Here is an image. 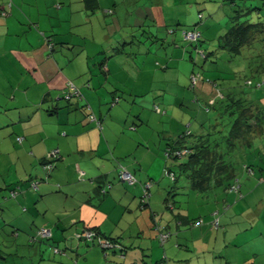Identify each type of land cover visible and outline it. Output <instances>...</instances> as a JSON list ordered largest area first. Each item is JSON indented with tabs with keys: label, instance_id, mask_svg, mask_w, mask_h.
Here are the masks:
<instances>
[{
	"label": "crops",
	"instance_id": "0c3cea01",
	"mask_svg": "<svg viewBox=\"0 0 264 264\" xmlns=\"http://www.w3.org/2000/svg\"><path fill=\"white\" fill-rule=\"evenodd\" d=\"M179 7L191 14L193 1L0 0V264H264L263 202L247 206L223 189L177 192L158 150L139 154L135 131L115 122L99 128L78 110L87 102L106 117L120 88L102 86L97 68L108 82L130 65L145 68L135 41L173 27ZM97 22L107 27L104 43ZM72 84L86 101L63 98ZM54 149L62 159L40 180ZM120 164L135 185L122 181ZM197 219L205 223L194 228ZM90 230L97 234L89 240Z\"/></svg>",
	"mask_w": 264,
	"mask_h": 264
},
{
	"label": "rangeland",
	"instance_id": "374dc122",
	"mask_svg": "<svg viewBox=\"0 0 264 264\" xmlns=\"http://www.w3.org/2000/svg\"><path fill=\"white\" fill-rule=\"evenodd\" d=\"M192 1L193 12L191 14L184 13L180 11L179 7L172 16L174 26L168 27L169 30L167 27L159 30L161 37L158 36L159 40L152 43V47V40H146L143 37L146 35L142 34L141 36L143 41L141 46L139 41H135L133 51L140 52L139 48L141 47L143 57H148L146 59L148 63L146 62L144 65L145 68L137 64L130 65L127 68L130 71L126 74L120 72L113 74L110 82L106 79L107 74H103L99 67L96 70L101 74L100 78L103 79L102 86L113 85L120 88L116 94L117 98L111 97L110 101H105H108L104 105L106 118L109 112L113 111V119H106V123H121L127 135L134 133L135 140H138L134 146L136 151L140 152L139 154L144 153L146 147L156 152L158 150V153L164 158V177L167 184H170V181L173 182L166 170L172 164V159L168 158L165 152L166 145L190 130L198 132L203 123L206 126L216 123L218 113L216 108L223 105L221 103L224 99L223 96L232 92L236 94L244 91L249 93V96L257 104L264 107V83L260 89L245 85L246 78L251 77L252 73L244 60L237 57L233 59L224 51L206 59L197 52L195 46L186 42L183 35V30L192 28L199 21V13H203L202 24H198V29L204 35L201 46L208 53L215 50L217 40L229 26V17L234 11L231 1ZM235 1L241 8L250 7L253 4L250 0ZM258 3L259 8L263 9L262 19H264V1L260 0ZM178 21L181 26L176 24ZM96 27L99 33L96 38L98 44L104 43L107 39V27L103 22H97ZM82 28L85 35L90 34L92 30L90 26ZM175 29V34L169 33L170 30ZM151 33L155 36L158 34L155 30H152ZM151 33L147 32V36L152 37ZM176 37H178L177 42H175ZM93 42L89 37L86 45L92 48ZM111 52L100 54L101 59L107 60L109 57L106 58V55H112ZM110 59L117 62L115 58L110 57ZM94 61L96 62V59ZM146 69L147 71H145ZM115 100L118 103L112 106ZM228 120L229 117L223 122L227 124ZM133 123L135 125L130 127ZM226 127L229 128L228 125ZM131 130L135 132L131 134ZM255 143L258 148H255L254 152L245 160L252 164L254 174L249 175L245 171H240L238 177L243 185L242 192L245 197L241 201L247 206L252 205L251 203L254 201L258 205L261 202L264 203V139L262 141L257 139ZM137 147L141 149L139 150ZM145 157L142 159L144 160ZM130 158L127 156L123 162ZM152 170H155V167H152ZM223 194L225 193L223 192ZM250 195L252 198L249 197Z\"/></svg>",
	"mask_w": 264,
	"mask_h": 264
},
{
	"label": "trees",
	"instance_id": "16d2710c",
	"mask_svg": "<svg viewBox=\"0 0 264 264\" xmlns=\"http://www.w3.org/2000/svg\"><path fill=\"white\" fill-rule=\"evenodd\" d=\"M232 1L235 5L232 8L234 9L233 14L229 17V26L218 38L215 50L208 53L201 46L204 35L198 29V24H202L203 13H199V21L192 28L183 30V35L186 42L188 41L195 46L197 52L201 53L206 59H209L211 55H218V52L223 53L224 51L233 59L237 57L244 60L252 73L251 77L246 78L245 85L260 89L264 83L263 9L259 8L258 1L260 0H250L253 4L245 8H241L235 0ZM178 26L181 25L178 24ZM175 31L176 29L170 30L169 33L173 35ZM187 33H194L198 36L196 39L191 40L186 38ZM145 34L147 36V33ZM156 35L151 33L152 37H149V39L154 40L157 38L159 40V34ZM51 47L53 48L52 44ZM77 89L79 91L78 95L71 93V88L68 87V91L65 92L63 98L71 101L72 99H78L79 102L84 100L81 90L79 87ZM237 93L236 95L232 92L223 96L224 99L221 102L223 105L216 108V110L218 109L216 123L210 124V126L203 123L198 132L190 130L166 145L167 157L172 159V164L166 170L168 175L172 177L177 192L186 190L187 192L206 194L217 189H223L227 193L236 194L240 199L243 198V185L238 177L240 171H245L249 175L254 174L252 164L245 160L254 152L255 148H258L255 141L264 139V107L257 104L249 96V93L247 94L244 91ZM69 94L71 96H68ZM66 96L68 97L66 98ZM117 103L118 101L115 100L112 106ZM78 110L86 113L89 120L94 121L99 128L104 127L106 117L95 114L87 102H84L83 106H79ZM228 117L229 120L226 124L223 121ZM17 140L22 142L23 138L18 137ZM54 150L58 151L55 157L51 156ZM54 150L44 158L43 169L46 171V175L40 180H47L55 165L62 159L59 149ZM49 166L51 168H48ZM123 169L129 171L127 167L120 164V174ZM29 182L30 189L36 190L33 184L39 186L40 181L30 180ZM217 212L218 214L215 215ZM217 212L214 215L215 220L219 222L221 212L219 210ZM191 223L192 227L195 228L203 226L205 222L202 219H197ZM212 227L215 228L213 224ZM163 263H166V261Z\"/></svg>",
	"mask_w": 264,
	"mask_h": 264
},
{
	"label": "built area",
	"instance_id": "2783aa9c",
	"mask_svg": "<svg viewBox=\"0 0 264 264\" xmlns=\"http://www.w3.org/2000/svg\"><path fill=\"white\" fill-rule=\"evenodd\" d=\"M198 35H196V34H194V33H187L186 34V38H188V39H191V40H194V39H196V37H197ZM70 88H71V93H73V94H79V91H78V89H77V87H74L73 86V84L71 85V86H69ZM68 96H71V94H69ZM68 96H66V98L68 97ZM21 140V139H20ZM58 154V151L56 150H54L52 153H51V156H53V157H55L56 155ZM48 168H51L50 166L48 167ZM120 178L122 179V181H125V182H127L128 184H130V185H135V183H136V181H137V178H135V176H133V174H131L129 171H127L126 169H123L122 170V173L120 174ZM33 187L35 188V189H37L38 188V185L37 184H33ZM109 188H111V186H108V189ZM108 189H103V191L104 192H108L107 190ZM16 194H17V192H13L12 193V195L15 197L16 196ZM148 195L146 194V197H147ZM218 214V212L215 214V215H217ZM214 223H213V225L216 227V228H218L219 227V223L220 222H218V220H214L213 221ZM94 235H95V233L92 231V230H90V231H87L86 233H85V236H86V238L87 239H89L90 240V238L91 237H94ZM160 236H161V240H162V242H165L167 239H168V235L167 234H160ZM104 244V246H106V247H111L112 246V243L110 242V243H103ZM163 264H167V262L166 263H163Z\"/></svg>",
	"mask_w": 264,
	"mask_h": 264
}]
</instances>
